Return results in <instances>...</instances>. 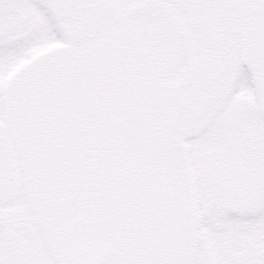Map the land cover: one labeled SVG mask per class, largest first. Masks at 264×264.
I'll return each instance as SVG.
<instances>
[{"label":"flooded vegetation","instance_id":"flooded-vegetation-1","mask_svg":"<svg viewBox=\"0 0 264 264\" xmlns=\"http://www.w3.org/2000/svg\"><path fill=\"white\" fill-rule=\"evenodd\" d=\"M26 14L33 26L0 35V122L20 168L18 196L0 202V262L192 264L201 229L219 227L208 206L261 201L240 0H33Z\"/></svg>","mask_w":264,"mask_h":264},{"label":"rangeland","instance_id":"rangeland-1","mask_svg":"<svg viewBox=\"0 0 264 264\" xmlns=\"http://www.w3.org/2000/svg\"><path fill=\"white\" fill-rule=\"evenodd\" d=\"M229 65L232 72L240 71L237 62L231 60ZM262 191L263 193H260L262 195L261 201L250 210L243 209L231 215H222L218 210L208 206V212L216 211L219 227L216 231L211 230L209 224L211 222L208 220V226L206 225L207 227L204 226L201 229L203 240L199 241L198 234L197 250L192 264H240V262L247 260H259L264 256V189ZM31 194L33 200L36 201L35 191H31ZM220 215L222 216L220 217ZM206 216L208 218V214ZM201 217L202 215H199L197 220L199 221ZM34 225L37 226V223L34 222ZM116 238L113 232L110 236L100 240H92V237H88L85 241L88 245L84 250H87L90 244L94 246V249L101 246L102 242L105 241H110L111 244ZM133 238L134 235L127 236V240ZM45 254L49 255V252L44 251V257ZM84 256L90 257L86 254ZM51 260L50 255L49 257L46 255L44 258V261L49 263Z\"/></svg>","mask_w":264,"mask_h":264},{"label":"water","instance_id":"water-1","mask_svg":"<svg viewBox=\"0 0 264 264\" xmlns=\"http://www.w3.org/2000/svg\"><path fill=\"white\" fill-rule=\"evenodd\" d=\"M241 18L243 35V63L252 73L253 46L257 43L261 31L264 30V4L241 0ZM0 171L3 173L5 188L0 194V201L15 198L19 187V171L16 155L6 127L0 123Z\"/></svg>","mask_w":264,"mask_h":264},{"label":"snow or ice","instance_id":"snow-or-ice-1","mask_svg":"<svg viewBox=\"0 0 264 264\" xmlns=\"http://www.w3.org/2000/svg\"><path fill=\"white\" fill-rule=\"evenodd\" d=\"M33 0H14L17 9L15 15L7 16L0 11V35H3L12 28L24 31L26 28L33 26V21L30 15L26 14L27 10L32 6ZM62 2V0H60ZM248 2L256 3L257 0H248ZM264 4V0H259ZM4 0H0V8H2ZM37 7H44V4H38ZM252 59L254 61V72L249 73L248 68H241V84L250 88L251 94L257 98L261 114L264 115V30L258 38L257 43L253 46ZM256 85L252 88L249 81ZM5 188L4 177L0 171V194ZM3 264V262H0ZM13 264H49L48 261L43 260H18ZM54 264H79V262L72 259L58 260ZM240 264H264V256L259 260H247L240 262Z\"/></svg>","mask_w":264,"mask_h":264}]
</instances>
